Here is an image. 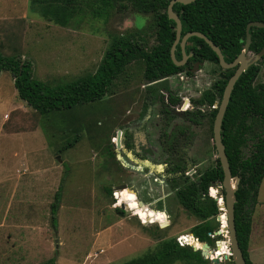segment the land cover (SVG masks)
Returning <instances> with one entry per match:
<instances>
[{
    "label": "rangeland",
    "instance_id": "rangeland-1",
    "mask_svg": "<svg viewBox=\"0 0 264 264\" xmlns=\"http://www.w3.org/2000/svg\"><path fill=\"white\" fill-rule=\"evenodd\" d=\"M151 20L152 15L128 10L113 13L107 21L85 18L62 27L35 13L30 0H0V52L29 60L34 78L55 87L95 72L112 36L140 31L149 51L156 44L148 28ZM143 73V62L134 60L102 100L46 116L18 98L10 73L0 74V264H44L51 259L54 264H124L153 253L163 240L192 235L199 220L172 196L162 205L155 203L157 197L141 198L144 207L136 212L144 222L126 213L130 205L115 207L116 187L121 184L130 190L146 186L169 192L163 180L143 178L145 169L136 170L135 163L119 160L111 150L113 118L127 103L140 100ZM254 84H264V61ZM249 147L248 143L243 149L245 156ZM127 189L122 192L135 205V194ZM59 190L54 228L51 206ZM257 192L264 204V178ZM216 203L225 216L223 202ZM257 208L252 215L254 233ZM161 225L165 227L157 231ZM211 240L212 259L227 261L222 259L227 251L216 250V241L225 239Z\"/></svg>",
    "mask_w": 264,
    "mask_h": 264
},
{
    "label": "trees",
    "instance_id": "trees-1",
    "mask_svg": "<svg viewBox=\"0 0 264 264\" xmlns=\"http://www.w3.org/2000/svg\"><path fill=\"white\" fill-rule=\"evenodd\" d=\"M169 2L170 0H30L31 9L35 13H40L62 27L85 18L107 21L113 13L120 14L128 10L137 14L152 15L148 28L152 30L156 44L149 51L146 50L147 43L140 31L112 36L95 72L55 87L47 86L34 78L29 60H21L16 56L7 57L1 52L0 74L10 73L18 98L39 116L68 112L78 106L100 101L114 81L134 60L143 62V78L146 80L170 76L178 68L170 57V49L175 39V23L167 16ZM173 11L181 22L182 35L192 31L204 34L219 48L227 63L232 62L241 53L245 44L247 24L264 23V0H196L187 5L177 3L173 6ZM249 34L251 35L249 52L257 54L264 46V29L251 27ZM188 43L190 46L186 47V52L192 51L196 56L206 58L215 65L218 64L216 54L205 41L191 37ZM175 58L176 60L180 58L179 46L176 47ZM261 61H264V55L260 61L249 66L235 83L222 121V126L227 120L230 124V136L223 143L227 146L226 156L231 173L239 177L238 189L235 192L234 223L245 264H253L247 247L252 214L257 202V191L264 177V84H254ZM230 71L232 76L234 70ZM226 83L225 81L223 85ZM74 142V140L68 142L65 148L71 147ZM248 143L250 152L245 156L243 149ZM218 170L221 181L223 173L219 165ZM188 187L187 193L198 190L199 194L192 200L189 196L177 193V198L180 205L200 222L191 229L190 233L201 243L210 245L212 240L209 234L220 229V223L216 221L218 216L221 215L222 227H227L225 216L213 199L207 196L201 199L203 192L199 190L198 185L190 183ZM218 194L216 188H210L211 197L217 198ZM116 197L119 205H126L129 202L125 192L116 191ZM59 199L60 190L55 194V202L51 206L54 228ZM219 205H222L221 200ZM120 213L124 212L120 211ZM156 229L162 231L158 227ZM198 241H192L191 245L201 248ZM222 242H219L220 247L218 246L216 250L223 248L227 251L226 244L222 245ZM213 253L214 251L208 250V257H212ZM176 262L210 263L201 257L199 250L194 251L188 246L180 247L175 239H166L160 242L153 253L124 264ZM229 262L233 264L232 261ZM54 263L55 259H51L44 264Z\"/></svg>",
    "mask_w": 264,
    "mask_h": 264
},
{
    "label": "flooded vegetation",
    "instance_id": "flooded-vegetation-1",
    "mask_svg": "<svg viewBox=\"0 0 264 264\" xmlns=\"http://www.w3.org/2000/svg\"><path fill=\"white\" fill-rule=\"evenodd\" d=\"M188 46L187 40L184 61L180 48L177 61L183 62L174 64L178 68L174 74L144 79L140 100L127 103L113 118L116 127L111 137L112 152L119 160L122 157L135 163L136 170L145 169L143 178L152 176L153 182L163 180L169 190L162 194L156 188L137 186L132 190L137 200L157 197L155 203L162 205L172 196V201L180 204L177 193L193 200L199 191L187 193L190 183L198 185L204 199L213 184L222 182L219 181L218 165L221 168V164L214 142V122L226 86L223 83L231 77L230 70L235 69H222L219 63L215 65L192 51L186 52ZM173 81L175 85H170ZM229 136L227 120L220 128L225 154L227 146L223 142ZM161 157L163 160L156 164L151 161ZM218 195L224 197V192Z\"/></svg>",
    "mask_w": 264,
    "mask_h": 264
},
{
    "label": "water",
    "instance_id": "water-1",
    "mask_svg": "<svg viewBox=\"0 0 264 264\" xmlns=\"http://www.w3.org/2000/svg\"><path fill=\"white\" fill-rule=\"evenodd\" d=\"M196 0H170L168 6H167V16L169 20H172L175 23V39L170 49V57L171 60L175 65H180L182 62L187 58L184 51V45L186 41L191 37H197L203 41L211 48V50L216 54L219 66L222 69H235L233 75L229 78V80L226 83L225 89L223 91L222 100L220 103L219 110L215 117L214 122V142L218 153V159L221 164L222 173H223V179L221 183L214 184L211 186L213 188H216L218 193L220 194L221 191L224 192V197L220 198H214V201L219 202L221 200L224 204L225 209V220H226V226L225 228L221 227L218 231L214 232L213 234L215 236H220L225 239V241L229 245V256H224V259L230 260L233 262V264H245V260L243 258L241 249L238 245V240L236 236V229H235V216H234V205L236 203L235 198V192L238 189L239 185V177L233 176L229 167V163L227 160V156L224 151V146L221 142L220 137V128L222 123L223 115L227 109V106L229 104V100L231 97V93L234 89L235 83L239 79V77L251 66L252 64H255L258 60H260L264 55V46L260 50L259 53L253 55L254 57H248L249 52V46L251 43V35L249 34V30L251 27H257L264 29V23L261 22H250L247 24L245 32H246V38H245V44L241 51V53L230 63H226L224 61V58L221 54V51L217 46H215L204 34L200 32H188L182 36V25L178 18V16L173 11V6L175 4H182L187 5L190 3H193ZM180 45L181 53L183 56V61L178 62L175 59V50L176 46ZM127 189L126 185H120L116 187L117 191H122ZM130 190V189H127ZM133 194L134 192L130 190ZM138 204L140 206H144L142 201H138ZM223 210V209H222ZM221 210V211H222ZM126 213H131L130 210L127 209ZM217 222L221 221V217L218 216L216 219ZM148 225H151L153 223H146ZM165 227V226H164ZM163 225L160 226V229L164 228ZM221 242L219 240L216 241V247L218 248V243ZM194 251H197V248H192ZM210 249V246L208 243H203L201 245L200 255L203 259L207 260L208 258V250ZM230 257V258H229ZM211 262L214 264H218L219 258L211 259Z\"/></svg>",
    "mask_w": 264,
    "mask_h": 264
},
{
    "label": "crops",
    "instance_id": "crops-1",
    "mask_svg": "<svg viewBox=\"0 0 264 264\" xmlns=\"http://www.w3.org/2000/svg\"><path fill=\"white\" fill-rule=\"evenodd\" d=\"M130 207L133 208L132 210H130L131 213H132V215L133 216H136V217H138L140 219L142 217V213L136 212V211L138 209H141L144 206H140L138 204V200H137V203L135 205H132L131 204ZM255 207L258 210L257 213L259 214V215H257L258 218L256 220V223H258V225H256L257 231L254 233L255 224L252 222L253 217H254V216H252V219H251V231H250V235H249V241H248L247 251H248L249 258H250V260H251V262L253 264H264V244H263L264 241H262L263 240V237H264V213H263L264 211L262 213H261V211H259L260 209H264V204H263V202H259L257 200V203H256ZM256 208H254V211H253L254 213L253 214L256 213ZM141 221L144 222V220H142V218H141ZM209 264H214V263H212L210 261ZM218 264H231V263L229 262V260H227V261H224L222 263L219 262Z\"/></svg>",
    "mask_w": 264,
    "mask_h": 264
},
{
    "label": "built area",
    "instance_id": "built-area-1",
    "mask_svg": "<svg viewBox=\"0 0 264 264\" xmlns=\"http://www.w3.org/2000/svg\"><path fill=\"white\" fill-rule=\"evenodd\" d=\"M216 202V201H215ZM218 204H219V202H218ZM221 217V216H220ZM222 221H219V223L221 224V226H222V223H221ZM221 228V227H220ZM209 236L211 237V238H213L215 235L214 234H209ZM198 241V239L197 238H194L192 235H187V234H185V235H180V236H178V237H176V243L178 244V246H180V247H186V246H188V247H191V248H193V246L191 245V243H192V241ZM198 242H200V241H198ZM201 243V242H200ZM201 248H197V250H200ZM209 260H211L212 259V257H210V258H208Z\"/></svg>",
    "mask_w": 264,
    "mask_h": 264
},
{
    "label": "bare ground",
    "instance_id": "bare-ground-1",
    "mask_svg": "<svg viewBox=\"0 0 264 264\" xmlns=\"http://www.w3.org/2000/svg\"><path fill=\"white\" fill-rule=\"evenodd\" d=\"M114 196H115V199H116V204H115V207H116V206L119 205V203H118V200H117L116 194H115ZM131 204H132V201H129L126 205H131ZM219 244H220V243H218V246H219ZM224 244H226L225 241L222 242V245H224ZM227 252H228V253H227L226 255L229 256L230 253H229L228 247H227ZM222 259H224V257H223ZM221 263H222V262H221Z\"/></svg>",
    "mask_w": 264,
    "mask_h": 264
}]
</instances>
